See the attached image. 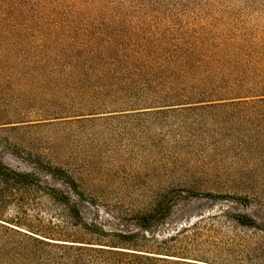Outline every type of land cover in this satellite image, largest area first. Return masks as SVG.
Listing matches in <instances>:
<instances>
[{"label":"rangeland","instance_id":"obj_1","mask_svg":"<svg viewBox=\"0 0 264 264\" xmlns=\"http://www.w3.org/2000/svg\"><path fill=\"white\" fill-rule=\"evenodd\" d=\"M126 19V30L135 25L148 32L158 27L205 32L209 40L251 38L264 32V0H189L187 6L136 8ZM56 77L0 73V161L34 173L41 188L46 184L68 194L49 174L55 169L70 174L83 193L79 199L70 194L71 200L94 233L72 226L65 208L35 188L11 193L2 186L1 220L18 219L34 230L52 228L81 241L136 234L142 247L154 244L202 264H264L263 142L227 145L226 134L215 144L219 130L214 126L186 125L198 131L196 136L183 132L176 138L170 125L143 119H58L111 101L61 90ZM173 185L192 192L143 233L137 213L151 203L154 190ZM243 215L257 227L240 225L236 218Z\"/></svg>","mask_w":264,"mask_h":264},{"label":"trees","instance_id":"obj_2","mask_svg":"<svg viewBox=\"0 0 264 264\" xmlns=\"http://www.w3.org/2000/svg\"><path fill=\"white\" fill-rule=\"evenodd\" d=\"M188 2L0 0V73L58 76L61 90L111 101V106H82L58 119H143L170 125L176 138L183 132L196 136L198 131L186 125L214 126L219 130L215 144L226 134L227 145L264 143L263 31L251 38L209 40L205 32L201 36L160 27L148 32L135 25L126 30L130 10ZM49 175L69 194L45 183L41 188L34 173L12 170L0 161V188L11 193L42 190L65 208L72 226L92 233L70 197H82L78 183L61 169ZM186 191L192 192L176 185L154 190L151 203L137 213L136 226L147 232L171 214L178 199H186ZM236 221L257 227L247 215ZM0 222V264H202L154 244L142 247L136 234H115L108 242L81 241L52 228L34 230L18 219Z\"/></svg>","mask_w":264,"mask_h":264}]
</instances>
